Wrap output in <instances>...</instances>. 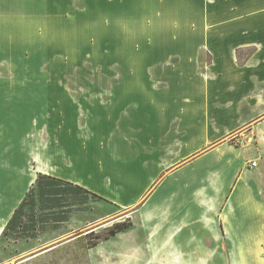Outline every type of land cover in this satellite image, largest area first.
<instances>
[{"label":"rangeland","instance_id":"rangeland-1","mask_svg":"<svg viewBox=\"0 0 264 264\" xmlns=\"http://www.w3.org/2000/svg\"><path fill=\"white\" fill-rule=\"evenodd\" d=\"M231 9L249 15L231 17ZM261 12L264 0H0V221L32 187L39 159L54 156L62 129L94 108L108 113L110 107L133 106L137 90L180 88L182 74L196 75L190 84L201 88L197 76L213 58L203 43L217 36L229 41L230 34H218L219 29L258 23ZM251 52L237 50L238 61ZM208 159L179 178L198 179ZM43 185L53 192L45 209L52 208L40 209L43 201L34 190L33 237L17 239L13 232L1 237V258L18 264L29 256L21 255L24 247L35 253L73 238L22 264H264V250L230 254L225 237L206 238L213 241L206 252H165L170 238L137 234L130 217H108L114 207L98 196L48 179ZM29 210L26 205V226ZM116 223L123 229L106 237ZM86 225L92 234L79 236ZM137 240L156 241L162 252L119 245Z\"/></svg>","mask_w":264,"mask_h":264},{"label":"crops","instance_id":"crops-1","mask_svg":"<svg viewBox=\"0 0 264 264\" xmlns=\"http://www.w3.org/2000/svg\"><path fill=\"white\" fill-rule=\"evenodd\" d=\"M260 15L259 24L219 29L218 34H230L229 41L217 36L203 43L213 58L197 76L201 88L190 84L196 75L182 74L180 88L137 90L133 106L110 107L108 113L94 108L62 129L54 156L39 159L31 182L42 173L81 186L114 207L108 217H130L137 234L146 239L165 234L171 239L165 252H206L212 247L206 238L219 237L228 238L230 254L264 250V12ZM246 47L252 52L240 63L237 50ZM204 157L207 169L198 179L179 178ZM14 209L0 221V238ZM90 231L86 225L79 236ZM72 239L35 253L24 247L21 255L29 256L16 263ZM119 245L161 251L156 241ZM1 256L0 251V264H14Z\"/></svg>","mask_w":264,"mask_h":264},{"label":"trees","instance_id":"trees-1","mask_svg":"<svg viewBox=\"0 0 264 264\" xmlns=\"http://www.w3.org/2000/svg\"><path fill=\"white\" fill-rule=\"evenodd\" d=\"M52 180L54 182H59L60 184H62V186L64 188H71L72 190L74 191H77V190H84L86 192H89L87 190H85L84 188H82L81 186L79 185H76V184H73V183H70V182H67V181H63L61 179H58L54 176H50V175H46V174H42V173H38L37 176H36V179H35V182L33 183L32 187L29 189V191L25 194V196L22 198L21 202L19 203V205L14 209L13 211V214L11 216V218L8 220L7 224L5 225L3 231H2V234L1 236L2 237H6L10 234V232H13L15 233V238H30V237H33L32 234H30V231H32V229L35 228L34 226V222L35 221V211H34V206H36V201L34 199V190H37L38 192V197H39V201L41 199L42 202V205H41V208L42 210H49L52 208L51 205H49V207H47L48 209H45L46 207V200H51L49 199L50 196L53 195V192H45L44 190V185H43V181L44 180ZM68 186V187H67ZM59 190V189H58ZM50 194V195H49ZM55 196H61L64 194H62L61 192H55ZM47 198V199H45ZM45 199V200H43ZM45 202V203H44ZM26 205H29L30 206V210H29V217H30V223L31 225H24L23 224V221H22V217L23 215L25 214V206ZM43 221V220H42ZM21 226L22 227V230L18 229V227ZM123 229V226L122 225H112L108 230L109 232L107 233L106 237L108 236H112L114 235L117 231L119 230H122ZM93 231H90L88 233L89 234H92Z\"/></svg>","mask_w":264,"mask_h":264},{"label":"built area","instance_id":"built-area-1","mask_svg":"<svg viewBox=\"0 0 264 264\" xmlns=\"http://www.w3.org/2000/svg\"><path fill=\"white\" fill-rule=\"evenodd\" d=\"M252 165H255V162H252Z\"/></svg>","mask_w":264,"mask_h":264}]
</instances>
